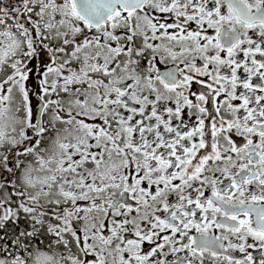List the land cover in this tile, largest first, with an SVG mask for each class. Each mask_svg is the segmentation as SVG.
I'll return each instance as SVG.
<instances>
[{
  "label": "snow or ice",
  "instance_id": "6c2138e0",
  "mask_svg": "<svg viewBox=\"0 0 264 264\" xmlns=\"http://www.w3.org/2000/svg\"><path fill=\"white\" fill-rule=\"evenodd\" d=\"M0 264H264V0H0Z\"/></svg>",
  "mask_w": 264,
  "mask_h": 264
}]
</instances>
